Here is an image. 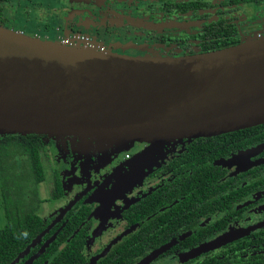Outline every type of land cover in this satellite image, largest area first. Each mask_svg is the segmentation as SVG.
Returning a JSON list of instances; mask_svg holds the SVG:
<instances>
[{
	"label": "flooded vegetation",
	"instance_id": "obj_1",
	"mask_svg": "<svg viewBox=\"0 0 264 264\" xmlns=\"http://www.w3.org/2000/svg\"><path fill=\"white\" fill-rule=\"evenodd\" d=\"M8 1L0 26L14 30ZM56 1L58 37L123 56H189L225 49H207L214 39L229 48L264 37V0ZM261 126L152 153L149 143L125 152L0 135V240L22 238L7 264L25 251L15 264H138L158 251L146 264H264V134L247 132Z\"/></svg>",
	"mask_w": 264,
	"mask_h": 264
},
{
	"label": "water",
	"instance_id": "obj_2",
	"mask_svg": "<svg viewBox=\"0 0 264 264\" xmlns=\"http://www.w3.org/2000/svg\"><path fill=\"white\" fill-rule=\"evenodd\" d=\"M261 124L264 37L196 55L130 57L0 26V135L74 137L121 151L149 143L152 153Z\"/></svg>",
	"mask_w": 264,
	"mask_h": 264
},
{
	"label": "rangeland",
	"instance_id": "obj_3",
	"mask_svg": "<svg viewBox=\"0 0 264 264\" xmlns=\"http://www.w3.org/2000/svg\"><path fill=\"white\" fill-rule=\"evenodd\" d=\"M56 2V0L50 3L44 0H9L3 4V16L8 22L7 25L15 26L14 31H23L25 35L31 37L58 42L57 37L61 32L57 31V27H60V23L55 22L53 18L57 14L54 10ZM4 28L8 29L6 26Z\"/></svg>",
	"mask_w": 264,
	"mask_h": 264
},
{
	"label": "trees",
	"instance_id": "obj_4",
	"mask_svg": "<svg viewBox=\"0 0 264 264\" xmlns=\"http://www.w3.org/2000/svg\"><path fill=\"white\" fill-rule=\"evenodd\" d=\"M225 2H233V3H237V2H250V1H261V0H224ZM227 28L225 27L224 31L227 33ZM214 43L212 44H209L208 45V48L207 49H210V50H213V49H220V48H226L228 46H230L231 44L228 43L226 41V39H224L223 42H217L216 39H214ZM247 132H256V133H259V134H264V126H261V127H257V128H252V129H249L247 130ZM23 227H25V223H23ZM22 227V228H23ZM20 240H22L21 237H16V242L15 244L14 243H11L10 240L8 239H1L0 240V262L3 263V264H7L11 258L16 254V248L18 250L19 248V244H20ZM135 254L133 253H130L129 254V259L128 261H130L131 257H134ZM138 258V256H137ZM119 260H114L113 259V263L114 264H119L117 263ZM99 264H108V261L107 259H103Z\"/></svg>",
	"mask_w": 264,
	"mask_h": 264
},
{
	"label": "built area",
	"instance_id": "obj_5",
	"mask_svg": "<svg viewBox=\"0 0 264 264\" xmlns=\"http://www.w3.org/2000/svg\"><path fill=\"white\" fill-rule=\"evenodd\" d=\"M23 33V32H21ZM24 34V33H23ZM60 43L64 44V45H69V46H72V45H75L74 43H72V41L69 39V38H65V37H58ZM85 47H91V48H96L94 46H91V45H87ZM96 49H98L99 51H104L103 48H99L97 47Z\"/></svg>",
	"mask_w": 264,
	"mask_h": 264
}]
</instances>
